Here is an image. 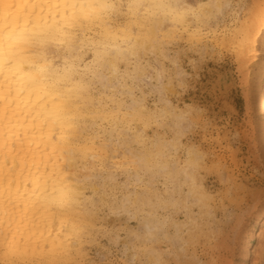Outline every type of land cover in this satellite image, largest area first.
<instances>
[{
	"label": "clouds",
	"instance_id": "obj_1",
	"mask_svg": "<svg viewBox=\"0 0 264 264\" xmlns=\"http://www.w3.org/2000/svg\"><path fill=\"white\" fill-rule=\"evenodd\" d=\"M0 264H264V0H0Z\"/></svg>",
	"mask_w": 264,
	"mask_h": 264
}]
</instances>
